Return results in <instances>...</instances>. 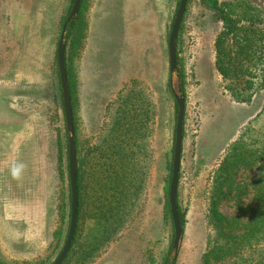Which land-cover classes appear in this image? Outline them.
<instances>
[{
  "label": "rangeland",
  "instance_id": "1",
  "mask_svg": "<svg viewBox=\"0 0 264 264\" xmlns=\"http://www.w3.org/2000/svg\"><path fill=\"white\" fill-rule=\"evenodd\" d=\"M179 2L81 0V39L72 50L64 38L83 204L65 264H164L172 253L167 204L177 106L170 89L168 40ZM218 2L239 29L223 44L230 78L216 67L223 24L200 0H188L176 42L175 90L181 94L183 80L185 102L177 201L185 225L174 264H203L213 235L209 199L231 149L240 145L264 152V89H249L239 64L247 42L258 45L257 34L264 31V0ZM72 6V0H0V162L24 165L14 177L16 199L7 210L0 201V264H52L68 234V138L58 97L57 48ZM134 107L142 123L137 144L132 141L131 150L122 146L117 157L118 165H127L123 156H132L138 178L143 174L141 194L121 230L94 253L87 214L93 148L104 140L111 144L123 114ZM263 163L233 173L235 188H241L222 200L219 211L239 220L237 232L255 217V233L233 260L217 264H264L263 193L257 183Z\"/></svg>",
  "mask_w": 264,
  "mask_h": 264
},
{
  "label": "trees",
  "instance_id": "2",
  "mask_svg": "<svg viewBox=\"0 0 264 264\" xmlns=\"http://www.w3.org/2000/svg\"><path fill=\"white\" fill-rule=\"evenodd\" d=\"M200 2L208 12L214 14L216 19H218L223 24V31L218 35L216 42V67L219 73L224 78H230L232 74V69H225V67L223 66L225 63L224 57L227 55L223 52V44L224 39L229 37L230 35H233L236 38V36L238 35L237 32L239 30L238 24L232 17H229L225 14L224 9L221 8L218 0H200ZM72 3H74V0H72ZM79 17L80 15L73 21H71L66 29L65 41L67 42V44L69 41L71 42L72 50L76 48L77 42L81 39L83 25L81 23L80 25L78 24ZM256 40L258 42V45H254L255 41L254 43H252L251 41L247 42V44L244 46V49L241 51L243 59L240 58L239 62L240 66L242 67V74L248 76V79L246 80L248 88H254L255 90L264 89V31L258 32ZM66 46L67 45H65V56ZM255 46H257L256 49H254ZM176 59L178 60L177 55ZM65 70L74 125L72 83L70 82V76L68 75L66 60ZM57 72L59 76V70ZM178 74L180 73L178 72ZM235 74L236 73L233 72V75ZM182 83L184 86L183 80H181L180 91L182 97H184V89ZM58 97L61 100L63 109L61 87L59 89ZM128 111L130 113L123 114L121 118V123L113 131V134L115 133L116 137L112 139L111 144H108L104 140L93 148L94 155L91 162L92 165H89L90 180L88 183L89 186L87 195V214L88 218L93 222V240L95 244V249H93L94 253L106 247L111 242L112 236L116 235L117 232L121 230V228L129 218V215L132 211V206L135 204V201L141 194V189L143 185V174L139 173L138 178L137 165L131 164L132 156H128L126 154V148L124 151L126 155L123 157L127 160L128 163L127 165L126 162L125 165H118L117 156L120 154L119 149L122 148V146L126 145L127 149L131 150V142L135 140V143L137 144L139 134L142 128V123L140 120H138V116L136 114V108L134 107L133 109ZM64 127L66 129L65 117ZM138 128H140V131L138 130ZM67 138L68 136L66 133V140ZM120 140L124 141L121 142ZM239 146L240 145H236L234 148L231 149L230 154L226 156L223 161V164L220 166L214 181L212 190L213 192L209 199L207 210V219L213 231V235L208 243V249L203 255V264H217L218 261L222 259L233 260L236 256V253L240 250L241 246H243L244 244L248 245V241L252 238L251 236L255 233V227L252 223L256 219L255 217H250L248 222L243 224L244 226L242 228V231L237 232L236 226L237 223H240L239 220L235 218H228L219 211V207L222 203V200L225 197L230 196L231 192L236 190L238 192V188H241V186H237V188H235L236 186L233 179V173H235L239 168L250 169L253 163H259L264 159V152L257 153L256 151H249L248 149H245V147ZM257 154L259 155L258 157ZM260 168L261 178L257 183L260 185V190L263 194H261V207L259 210L261 211V216L264 217V163L261 165ZM77 187V225L71 249L62 264H65V262L71 256L75 245L76 236L78 233V223L82 215V189L80 184L78 157ZM68 192V197L70 200L69 173ZM237 198H239V195H237ZM167 209L168 217L171 219L169 204H167ZM64 210L65 209L63 206L62 212H64ZM177 213L179 217L180 227L183 232L185 220L184 214L181 212V209L178 205V201ZM68 222L70 223V211L68 213ZM54 235H57L59 237V233H56V231ZM167 263L168 258H166V260L164 261V264ZM231 264L235 263L232 262Z\"/></svg>",
  "mask_w": 264,
  "mask_h": 264
},
{
  "label": "water",
  "instance_id": "3",
  "mask_svg": "<svg viewBox=\"0 0 264 264\" xmlns=\"http://www.w3.org/2000/svg\"><path fill=\"white\" fill-rule=\"evenodd\" d=\"M187 2L188 0H180L179 7L168 40L169 72L171 74L170 89L177 106V118H176L175 142H174V152H173V161H172V176L170 180L169 195H168L170 215L174 230V240L172 245V253L168 259L167 264L175 263L182 238V230L180 227L179 217L177 213V192H178V182H179V172H180V159H181V151H182V133H183V122H184V114H185V102L179 91L175 90V82H176L175 74L177 69L176 42L178 38L179 29L181 27L185 15ZM80 5H81V0H74L71 12L69 13L65 23L63 24L61 36L57 48V65L60 76V86L62 90V102H63L64 117L66 124V133L68 136L70 223H69V230L65 244L58 258L52 264H62L66 259L73 243L75 229L77 225V215H78L77 156H76V145L74 141L73 116L70 105V97H69L66 70H65L64 38L66 35V29L68 24L71 21H73L79 13Z\"/></svg>",
  "mask_w": 264,
  "mask_h": 264
},
{
  "label": "crops",
  "instance_id": "4",
  "mask_svg": "<svg viewBox=\"0 0 264 264\" xmlns=\"http://www.w3.org/2000/svg\"><path fill=\"white\" fill-rule=\"evenodd\" d=\"M1 163L2 162H0V201L2 203L3 209L7 210V204L10 203V201L16 199L17 195L14 193V191L17 189V186H14L13 184L15 183V180L11 173V169L14 165H8V162L7 165H1Z\"/></svg>",
  "mask_w": 264,
  "mask_h": 264
},
{
  "label": "clouds",
  "instance_id": "5",
  "mask_svg": "<svg viewBox=\"0 0 264 264\" xmlns=\"http://www.w3.org/2000/svg\"><path fill=\"white\" fill-rule=\"evenodd\" d=\"M24 168L23 164H16L12 167L11 169V173L13 175V177H17L21 174L22 170Z\"/></svg>",
  "mask_w": 264,
  "mask_h": 264
}]
</instances>
